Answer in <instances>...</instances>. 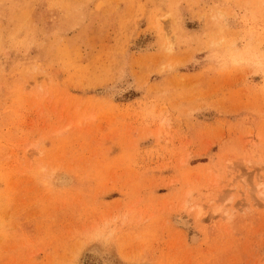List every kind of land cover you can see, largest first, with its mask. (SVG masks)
<instances>
[{
	"label": "rangeland",
	"instance_id": "rangeland-1",
	"mask_svg": "<svg viewBox=\"0 0 264 264\" xmlns=\"http://www.w3.org/2000/svg\"><path fill=\"white\" fill-rule=\"evenodd\" d=\"M0 264H264V0H0Z\"/></svg>",
	"mask_w": 264,
	"mask_h": 264
},
{
	"label": "bare ground",
	"instance_id": "bare-ground-1",
	"mask_svg": "<svg viewBox=\"0 0 264 264\" xmlns=\"http://www.w3.org/2000/svg\"><path fill=\"white\" fill-rule=\"evenodd\" d=\"M65 183H66V180H65V178L63 176L60 175V176L57 177V179H56V185L58 187L63 186ZM180 222H182L181 221V218H179V220H178V223L179 224H180Z\"/></svg>",
	"mask_w": 264,
	"mask_h": 264
}]
</instances>
